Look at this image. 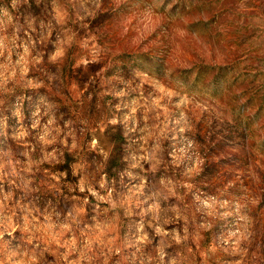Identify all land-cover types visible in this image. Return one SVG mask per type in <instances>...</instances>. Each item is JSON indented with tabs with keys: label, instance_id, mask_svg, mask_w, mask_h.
<instances>
[{
	"label": "rangeland",
	"instance_id": "obj_1",
	"mask_svg": "<svg viewBox=\"0 0 264 264\" xmlns=\"http://www.w3.org/2000/svg\"><path fill=\"white\" fill-rule=\"evenodd\" d=\"M0 264H264V0H0Z\"/></svg>",
	"mask_w": 264,
	"mask_h": 264
}]
</instances>
